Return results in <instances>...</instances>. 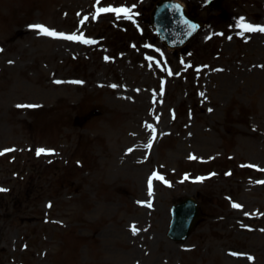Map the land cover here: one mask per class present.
I'll return each mask as SVG.
<instances>
[{
  "label": "rangeland",
  "instance_id": "1",
  "mask_svg": "<svg viewBox=\"0 0 264 264\" xmlns=\"http://www.w3.org/2000/svg\"><path fill=\"white\" fill-rule=\"evenodd\" d=\"M155 1L0 0V264H264V31L239 26L264 0H179L203 27L177 50Z\"/></svg>",
  "mask_w": 264,
  "mask_h": 264
},
{
  "label": "water",
  "instance_id": "2",
  "mask_svg": "<svg viewBox=\"0 0 264 264\" xmlns=\"http://www.w3.org/2000/svg\"><path fill=\"white\" fill-rule=\"evenodd\" d=\"M176 2L159 1L152 12V22L159 36L171 46H179L188 40L198 29L199 24L190 18L181 6L173 7ZM195 24V28L189 27L184 20ZM171 222L168 235L173 239H185L199 218L197 203L192 198H186L172 207Z\"/></svg>",
  "mask_w": 264,
  "mask_h": 264
},
{
  "label": "snow or ice",
  "instance_id": "3",
  "mask_svg": "<svg viewBox=\"0 0 264 264\" xmlns=\"http://www.w3.org/2000/svg\"><path fill=\"white\" fill-rule=\"evenodd\" d=\"M205 2H209V0H205ZM135 5H132L131 8H134ZM174 8L176 9H179L181 6L179 4H175L173 5ZM98 13L99 12H108V11H111V12H114L116 13L117 15H119L120 13H124L126 14L129 18H131L132 16V13L130 11V8L127 7V6H121V7H113V6H108V7H101V8H98ZM85 19H87V17H85ZM241 20V24L239 25L241 28H244V29H247V30H256V29H259L261 31H264V26H261V25H257V24H251V23H244V18L241 17L240 18ZM184 23L185 24H189V27L191 28H195L196 25L195 24H190V22L188 20H184ZM30 28H38V29H41L43 34H46V35H49V36H55V37H66L67 39H70V40H82L84 43H90L91 40L88 39V38H85L83 36H79L75 33H72V34H66L64 32H58L56 31L55 29H51V28H48L46 26H44L43 24H32V25H29ZM241 35H243V32L240 33ZM231 38V37H229ZM105 59H111V57H108V56H105ZM11 62V61H10ZM78 83H83V81H78ZM112 87H117V85H112ZM21 107H23V105H21ZM27 107H35V105H27ZM8 151H11V149H3V152H8ZM51 152L53 151L52 149H44V148H39L36 150L37 152V155H39L40 153H43V152ZM255 167V165H254ZM152 176H159L160 179H163L162 176H160V174L158 172H153L152 173ZM197 180H200V179H203V177H196ZM165 183H168V181L165 180ZM148 187H149V193H151L152 191V179L151 177L149 178L148 180ZM0 190H5V189H0ZM147 201H140V203H146ZM234 207H242V205L240 204H235L233 205ZM246 215L248 213H245ZM132 230L133 232H137L139 231L138 228L135 227V225H132Z\"/></svg>",
  "mask_w": 264,
  "mask_h": 264
},
{
  "label": "bare ground",
  "instance_id": "4",
  "mask_svg": "<svg viewBox=\"0 0 264 264\" xmlns=\"http://www.w3.org/2000/svg\"><path fill=\"white\" fill-rule=\"evenodd\" d=\"M151 207H152V205H151Z\"/></svg>",
  "mask_w": 264,
  "mask_h": 264
}]
</instances>
